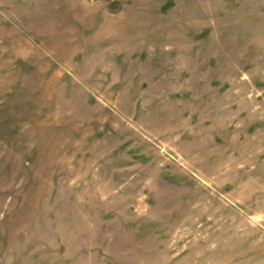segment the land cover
I'll return each instance as SVG.
<instances>
[{"label":"rangeland","instance_id":"1","mask_svg":"<svg viewBox=\"0 0 264 264\" xmlns=\"http://www.w3.org/2000/svg\"><path fill=\"white\" fill-rule=\"evenodd\" d=\"M0 264H264V0H0Z\"/></svg>","mask_w":264,"mask_h":264}]
</instances>
